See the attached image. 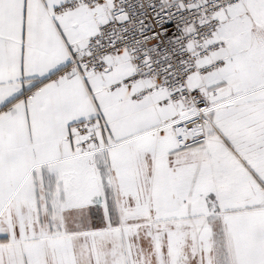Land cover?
Returning <instances> with one entry per match:
<instances>
[{
	"label": "snow or ice",
	"instance_id": "6c2138e0",
	"mask_svg": "<svg viewBox=\"0 0 264 264\" xmlns=\"http://www.w3.org/2000/svg\"><path fill=\"white\" fill-rule=\"evenodd\" d=\"M0 264H264V0H0Z\"/></svg>",
	"mask_w": 264,
	"mask_h": 264
}]
</instances>
